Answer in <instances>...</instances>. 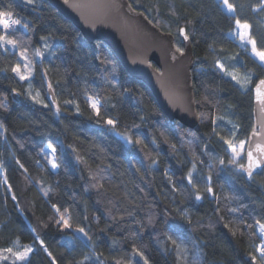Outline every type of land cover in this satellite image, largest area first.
<instances>
[{
  "label": "trees",
  "instance_id": "trees-1",
  "mask_svg": "<svg viewBox=\"0 0 264 264\" xmlns=\"http://www.w3.org/2000/svg\"><path fill=\"white\" fill-rule=\"evenodd\" d=\"M129 2L179 50L180 29L190 37L201 131L171 124L112 51L90 45L47 0H0V11L21 21L6 33L16 48L0 47V264H261L264 171L248 181L224 141H247L253 128L252 89L264 66L232 34L237 19L250 24L264 51L262 0H229L234 13L219 0ZM232 57L250 78L246 88L218 67ZM61 213L70 227L57 223ZM26 246L23 260L4 251Z\"/></svg>",
  "mask_w": 264,
  "mask_h": 264
},
{
  "label": "water",
  "instance_id": "water-1",
  "mask_svg": "<svg viewBox=\"0 0 264 264\" xmlns=\"http://www.w3.org/2000/svg\"><path fill=\"white\" fill-rule=\"evenodd\" d=\"M66 20L72 23L90 44L101 42L114 54L129 76L142 82L152 93L157 105L171 124L180 123L195 132L201 131L196 105L192 70L195 57L190 37L178 35L181 50L173 35L163 33L143 13L136 11L129 0H47ZM264 80V79H262ZM260 80L252 89L253 128L247 139L244 176L250 181L264 171V156L257 151V144L264 150V85ZM260 87V93L256 91ZM13 99L32 109L21 95ZM48 100L57 111V102L51 87ZM255 130V133L253 134ZM261 160L253 165L249 177L247 152Z\"/></svg>",
  "mask_w": 264,
  "mask_h": 264
},
{
  "label": "snow or ice",
  "instance_id": "snow-or-ice-1",
  "mask_svg": "<svg viewBox=\"0 0 264 264\" xmlns=\"http://www.w3.org/2000/svg\"><path fill=\"white\" fill-rule=\"evenodd\" d=\"M28 3H33L34 0H27ZM65 2H67V0H65ZM222 4L227 6V10L230 12V13H234L235 12V6L231 3H229V0H222ZM261 7H264V0H262L261 2ZM21 24V21L19 19H16V18H13L12 16V13L10 12H3V11H0V27H2L3 31L5 34H0V47H4L5 45H11L13 47V49L16 48L17 46V42L16 40L14 39H9L8 38V35L6 34L7 33V30L12 26V25H19ZM25 29H27L28 25L27 24H24L22 25ZM236 27L238 29V32L236 33V35L238 36V38L241 40V41H245L249 44L252 45V51L253 53H255V55H257L260 59V61L262 63H264V51H257V47H256V41L255 39H252L249 35V30L251 28V25L248 24V23H241L239 19L236 20ZM180 32L181 34H184V29L181 28L180 29ZM184 39H188V36L186 34H184ZM48 45L45 44V47H47ZM7 50V49H5ZM179 50V49H178ZM26 50L24 51H21L20 52V56L22 58H24L25 60H27V56H26ZM36 55L37 56H41L42 53L37 50L36 51ZM23 67L25 69H28L29 68V65L27 63H25L23 65ZM218 67L223 70L224 69V66L222 64H218ZM13 71L17 73V75L19 76V78L21 80H25V79H28V75L26 74H23L21 73V67L19 64H17L14 68H13ZM226 75L228 76H231V78L233 80H235L238 84H240L242 87L247 84L249 82V77H239L238 74L236 72H233V71H227L225 72ZM260 85H264V80H260L259 82ZM50 86V85H49ZM257 93H258V97H259V93H260V87L259 85L257 86V89H256ZM36 96H39V93H36ZM89 100L91 101V106L93 109L96 110L97 114H99V109L97 107L98 105V101L96 100H92L91 97H89ZM39 102V101H38ZM67 103V101H66ZM46 106V105H45ZM0 107H6L5 104L3 103H0ZM57 111H59V109H57ZM108 124H114V121L109 119L107 121ZM253 134H257L255 133V130L253 132ZM223 139V138H222ZM139 143V141H137ZM228 147L232 150V153H233V159H232V163H235L236 162V158L240 155V152L237 151V146L233 145L232 141L231 140H225L224 141ZM49 147H51V145H49ZM244 148V142L241 141L239 143V149L240 150H243ZM256 149L257 151H261V154L262 156H264V150H262L260 148V145L257 144L256 146ZM52 152L55 153V148L52 149ZM247 158H248V162H249V167L248 169H245V171L248 172V175L249 177H251L252 175V167L253 165H255L256 167H259L260 164H261V160H257V159H254L253 158V154H252V151H248L247 152ZM51 163V166L52 168H57L59 165L56 163V160L55 158L51 159L49 161ZM220 163L222 164L223 161L221 160ZM21 167H23V165H21ZM241 168H243V165L240 166ZM195 168V165H193V169ZM95 179V177H93ZM210 179V177H209ZM188 181L189 183H192V173L189 172L188 173ZM193 187H195V185H193ZM208 192H211L212 189L211 188H208L207 189ZM45 195H47V191H45ZM13 199H15V197H13ZM196 199L199 200L201 199V197L199 195L196 196ZM53 207L55 208L56 206L53 205ZM57 212H60V209L57 208L56 209ZM65 212H67V209L65 210ZM61 221H63V224L65 227H70L69 225V222H68V219L65 218V215L63 213L60 214V219L57 220V223L59 224ZM151 223V221H149ZM190 222V221H189ZM79 232H84V230L82 228L78 229ZM259 232H260V235L261 237H264V224H261L260 227H259ZM85 235H87V233H85ZM90 239V237H89ZM169 239H171V237H169ZM172 243L175 245L176 244V241H172ZM177 247H179V245H177ZM4 251H7L9 253H12L17 259H20V260H23L26 258L27 254L29 252L32 251L31 247L30 246H26L24 248V251L22 252H13L12 248H7V249H4ZM257 251L260 253L261 257L264 258V242H262L258 247H257ZM140 255H142V253H138ZM256 257L253 256V260H255ZM145 264H147V261H145ZM261 264H264V259H262V262Z\"/></svg>",
  "mask_w": 264,
  "mask_h": 264
},
{
  "label": "rangeland",
  "instance_id": "rangeland-1",
  "mask_svg": "<svg viewBox=\"0 0 264 264\" xmlns=\"http://www.w3.org/2000/svg\"><path fill=\"white\" fill-rule=\"evenodd\" d=\"M222 3V0H219ZM224 7L227 9V6L224 5ZM228 11V10H227ZM229 12V11H228ZM230 13V12H229ZM250 31V30H249ZM238 32V29L236 28V30L234 31V33L232 34L233 38H235L238 42L239 45L241 47V49H248V51L250 52L251 56L258 61L260 64H262L264 66V63H262L259 59V57L257 55H255V53H253L252 51V45L247 43L246 40L245 41H241L238 36L236 35V33ZM257 47V46H256ZM258 51V50H257ZM228 64L229 66H226L225 63L222 64L224 66L223 71L226 70V67L228 68L227 71H233L236 72L238 74L239 77L243 78L246 77V75H244L239 69V65H240V61L237 57H232V59L228 60ZM226 71V72H227ZM231 78V76H229ZM232 79V78H231ZM233 80V79H232ZM234 82H236L235 80H233ZM237 83V82H236ZM238 84V83H237ZM240 85V84H238ZM241 86V85H240ZM248 86V83L245 84L242 88H246ZM31 99V98H30ZM33 101V100H32ZM125 142L129 143V139L125 136H120ZM244 142V148L243 150L239 149V144L235 145L237 146V151L240 152V155L236 158V162L232 163L234 167H239L240 171H244V167H245V151H246V146H247V141H243ZM228 152L230 154V158L231 160L233 159V153L232 150L230 148H228ZM244 160V163H243ZM243 165V168H241L240 166ZM238 169V168H237Z\"/></svg>",
  "mask_w": 264,
  "mask_h": 264
},
{
  "label": "built area",
  "instance_id": "built-area-1",
  "mask_svg": "<svg viewBox=\"0 0 264 264\" xmlns=\"http://www.w3.org/2000/svg\"><path fill=\"white\" fill-rule=\"evenodd\" d=\"M262 242H264V237H262V238H261V241L258 242V243L256 244V246H255V252H256V255H257V257L261 260V262H262V259H264V258H262L261 255H260V253L257 251V247H258Z\"/></svg>",
  "mask_w": 264,
  "mask_h": 264
}]
</instances>
